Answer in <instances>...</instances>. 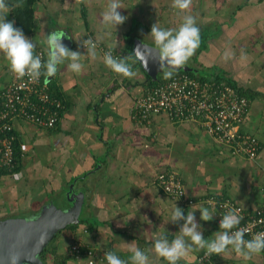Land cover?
<instances>
[{"label":"crops","instance_id":"0c3cea01","mask_svg":"<svg viewBox=\"0 0 264 264\" xmlns=\"http://www.w3.org/2000/svg\"><path fill=\"white\" fill-rule=\"evenodd\" d=\"M27 1L8 5L6 20L15 22L14 7ZM30 2L33 28L25 35L36 45L35 55L43 51L47 60L45 39L54 30L65 31L72 37L68 48L84 55L80 74L70 71L65 62L47 78L64 103L56 125L38 127L14 119L18 163L13 173L14 168H0V220L31 216L51 200L59 207L68 206L64 193L70 185L84 191L79 223L54 235L44 252V264H88L85 256L69 254L74 242L95 251L98 257L93 264H107L108 251L129 260L131 246L145 251L149 264H168L155 254L154 241L160 236L171 241L180 234L185 220L170 221L174 207L185 216L194 210L198 230L210 240L221 231V217L207 198L234 202L246 213L262 205L264 0H192L184 12L172 6L173 0H120L119 11L127 20L116 29L101 23L109 0ZM185 15L195 17L200 28V45L187 62L196 69L192 76L233 83L246 97L248 108L240 130L259 141L254 159L232 154L200 120L174 121L164 114L142 119L136 112V99L164 78L160 72L154 81L143 71L132 53L134 39L154 46L149 35L152 25L178 28ZM88 38L119 58L128 57L136 75L127 78L110 70L103 63L105 53L97 48L95 59L87 56L81 43ZM12 77L0 53V87ZM160 171L175 173L186 197L194 202L184 204L164 194L153 181ZM201 206L212 213L210 221L200 219ZM205 250L193 246L178 264H198L196 259ZM202 264H264V252L246 260L229 248L228 253L212 254Z\"/></svg>","mask_w":264,"mask_h":264},{"label":"built area","instance_id":"2783aa9c","mask_svg":"<svg viewBox=\"0 0 264 264\" xmlns=\"http://www.w3.org/2000/svg\"><path fill=\"white\" fill-rule=\"evenodd\" d=\"M93 41L96 48L104 53L111 50H105L100 43ZM81 46L85 48L82 43ZM36 55L45 61L43 51L37 52ZM112 55L119 58L114 51ZM247 106L246 97L236 86L224 80H205L184 72L173 74L170 79L148 86L135 101L136 112L142 119L164 114L174 121L200 120L215 140L227 147L232 154L254 159L260 148L259 141L254 135L240 130ZM63 107V101L52 92L45 76L42 75L38 82H32L27 76L21 79L13 73L12 80L0 87V168L12 170L16 163L14 119H21L38 127L53 128ZM153 181L169 198L184 204L194 202L186 197L175 173L160 171ZM206 200L208 204L217 206L221 219L229 210H239L241 220L237 227L245 230V240L252 239L256 233L264 232V201L258 209L246 213L241 206L228 200ZM236 230L237 228L232 229L230 234ZM81 246L82 243H72L69 246V254L74 258L85 256L88 264L90 261L94 263L98 257L95 251ZM210 256L205 250L196 262L206 263ZM105 262L107 263L106 259Z\"/></svg>","mask_w":264,"mask_h":264},{"label":"clouds","instance_id":"9594fccd","mask_svg":"<svg viewBox=\"0 0 264 264\" xmlns=\"http://www.w3.org/2000/svg\"><path fill=\"white\" fill-rule=\"evenodd\" d=\"M192 0H173L172 6L181 12L190 9ZM21 6V5H17ZM123 8L120 0H109L106 9L101 13V23L106 27L117 28L123 25L127 17L119 11ZM10 13V8L5 0H0V53L8 61L10 70L17 78L27 76L32 82H38L43 75L46 78L54 76L58 66L67 62V68L73 73L80 74L83 64L80 62L82 55L79 51H72L65 44V39H71L65 31L54 30L46 35L45 43L47 46V60L43 61L39 55H35L36 45L33 40L28 38L22 29L14 26V21H7L6 17ZM154 42L156 56L152 57L159 63L160 72L164 79H170L175 72L187 66L189 59L195 54L201 41L200 28L197 26L196 19L192 15H185L183 22L178 28L163 29L153 24L149 34ZM82 45L87 49V56L96 58V44L91 39L82 41ZM133 55L136 60L142 62L145 68L148 67V57L138 45ZM228 58V53H225ZM128 57L114 58L112 51L104 54L103 63L113 72L127 78L136 75L132 64L127 62ZM135 63V61H133ZM194 208V206H193ZM195 209V208H194ZM202 221H210L212 213L206 207H199ZM239 210L231 209L226 212L221 221V231L214 234V238L206 240L203 233L199 231L200 225L196 222L194 210L184 211L179 207H174L170 221L175 223L181 219L185 223L180 229L175 239L169 241L165 236H160L154 241L155 254L163 258L168 264H178V261L187 257L193 250L206 249L207 255H222L229 252V248L244 259H250L254 254L264 251V232L256 233L252 239L245 240L244 229L237 226L240 224L241 216ZM35 220V218H33ZM237 230L230 234L231 230ZM187 238V239H186ZM190 241V243H189ZM132 255L129 260L131 264H149V255L139 247H130ZM107 264H129V260L122 259L116 253L108 251L105 253ZM19 257H10V264H18ZM89 264H93L90 261Z\"/></svg>","mask_w":264,"mask_h":264},{"label":"water","instance_id":"95a60500","mask_svg":"<svg viewBox=\"0 0 264 264\" xmlns=\"http://www.w3.org/2000/svg\"><path fill=\"white\" fill-rule=\"evenodd\" d=\"M64 44L69 47L71 41L65 39ZM138 45H141V50L148 57V67L145 68L139 60L137 62L147 76L156 81L160 69L158 61L152 58L156 56L155 52L151 53L154 46L142 43L140 39L135 38L132 53ZM180 71L195 73L196 69L187 65ZM64 194L69 202L66 207H59L54 200H51L31 216L18 215L0 220V264H10L12 256L19 257L18 264H44L41 254L54 235L65 227L80 221L84 191H75L70 185Z\"/></svg>","mask_w":264,"mask_h":264},{"label":"trees","instance_id":"16d2710c","mask_svg":"<svg viewBox=\"0 0 264 264\" xmlns=\"http://www.w3.org/2000/svg\"><path fill=\"white\" fill-rule=\"evenodd\" d=\"M5 1H6V3L8 5H11V4L15 3L16 0H5ZM30 5H31V2H30V0H28L26 4L24 3L22 6H15L14 9H13V15H14V19H15V22H16V27L22 29L24 34L29 33L32 30V28H33V21H32L33 16H32V13H31ZM182 72L187 73L189 75H194L192 72L180 71V70L178 72H175L174 74H178V73H182ZM200 76H202L200 78H203V75H200ZM147 80H148L149 84H153L154 83L149 78H147ZM231 84L233 85V83H231ZM238 91L241 93L240 89H238ZM16 151H17V147H16V143H14V155H15V160H16V165H17V163H18V153ZM15 169H16V167L13 169V171ZM46 249H47V247L44 249V251L41 254L42 258H43V255H44V252L46 251Z\"/></svg>","mask_w":264,"mask_h":264}]
</instances>
